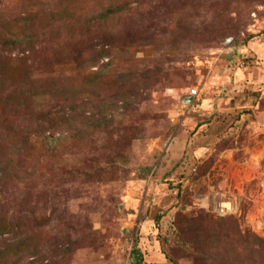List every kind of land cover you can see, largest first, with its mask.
<instances>
[{
  "label": "rangeland",
  "instance_id": "rangeland-1",
  "mask_svg": "<svg viewBox=\"0 0 264 264\" xmlns=\"http://www.w3.org/2000/svg\"><path fill=\"white\" fill-rule=\"evenodd\" d=\"M139 258L264 264V0H0V264Z\"/></svg>",
  "mask_w": 264,
  "mask_h": 264
},
{
  "label": "built area",
  "instance_id": "built-area-1",
  "mask_svg": "<svg viewBox=\"0 0 264 264\" xmlns=\"http://www.w3.org/2000/svg\"><path fill=\"white\" fill-rule=\"evenodd\" d=\"M193 94H197V90H193ZM216 212H218L221 216H230L235 212V206L231 202L222 201L216 204L215 206Z\"/></svg>",
  "mask_w": 264,
  "mask_h": 264
},
{
  "label": "trees",
  "instance_id": "trees-1",
  "mask_svg": "<svg viewBox=\"0 0 264 264\" xmlns=\"http://www.w3.org/2000/svg\"><path fill=\"white\" fill-rule=\"evenodd\" d=\"M143 263V259L142 258H139L138 259V264H142Z\"/></svg>",
  "mask_w": 264,
  "mask_h": 264
}]
</instances>
